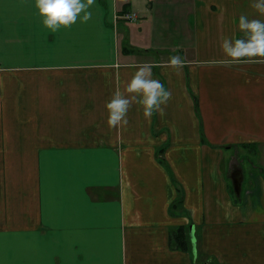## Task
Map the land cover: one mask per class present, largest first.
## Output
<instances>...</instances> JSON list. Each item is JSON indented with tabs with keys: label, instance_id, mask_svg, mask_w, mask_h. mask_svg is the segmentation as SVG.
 Masks as SVG:
<instances>
[{
	"label": "crops",
	"instance_id": "crops-1",
	"mask_svg": "<svg viewBox=\"0 0 264 264\" xmlns=\"http://www.w3.org/2000/svg\"><path fill=\"white\" fill-rule=\"evenodd\" d=\"M34 4L0 0V264H264V56L221 47L252 0H93L55 32ZM145 62L163 112L109 126Z\"/></svg>",
	"mask_w": 264,
	"mask_h": 264
},
{
	"label": "clouds",
	"instance_id": "clouds-1",
	"mask_svg": "<svg viewBox=\"0 0 264 264\" xmlns=\"http://www.w3.org/2000/svg\"><path fill=\"white\" fill-rule=\"evenodd\" d=\"M252 3L258 12L264 14V0H252ZM92 4L93 0H35L34 6L43 26L55 32L61 27L71 26L77 20L88 21L93 14ZM237 23L243 35H225L221 47L226 56L234 60L264 56V19L249 18L246 14H241ZM167 63L178 70L185 61L176 54ZM125 91L134 95H126ZM137 96L145 118L151 117L156 110L162 113V105L171 97V92L164 84L152 76V68L148 62L136 68L124 91L115 92L106 101L107 124L116 126L126 123L128 109Z\"/></svg>",
	"mask_w": 264,
	"mask_h": 264
},
{
	"label": "water",
	"instance_id": "water-1",
	"mask_svg": "<svg viewBox=\"0 0 264 264\" xmlns=\"http://www.w3.org/2000/svg\"><path fill=\"white\" fill-rule=\"evenodd\" d=\"M231 179H232V184H233L232 185L233 186V190L238 195L239 194V190H240L241 170L238 169V168L235 169L232 172ZM188 236H189L190 242L194 245L195 244V235H194L193 226L189 227Z\"/></svg>",
	"mask_w": 264,
	"mask_h": 264
},
{
	"label": "trees",
	"instance_id": "trees-1",
	"mask_svg": "<svg viewBox=\"0 0 264 264\" xmlns=\"http://www.w3.org/2000/svg\"><path fill=\"white\" fill-rule=\"evenodd\" d=\"M180 231H181V233H180L179 236L177 237L176 242H177L178 244H180L181 247H182L183 249H185V243H186V241H185V237H186V234L184 233L183 230H180ZM188 238H189V237H188Z\"/></svg>",
	"mask_w": 264,
	"mask_h": 264
},
{
	"label": "built area",
	"instance_id": "built-area-1",
	"mask_svg": "<svg viewBox=\"0 0 264 264\" xmlns=\"http://www.w3.org/2000/svg\"><path fill=\"white\" fill-rule=\"evenodd\" d=\"M126 17L129 18V19H132V17H134V15L133 14H128V15H126Z\"/></svg>",
	"mask_w": 264,
	"mask_h": 264
},
{
	"label": "rangeland",
	"instance_id": "rangeland-1",
	"mask_svg": "<svg viewBox=\"0 0 264 264\" xmlns=\"http://www.w3.org/2000/svg\"><path fill=\"white\" fill-rule=\"evenodd\" d=\"M246 164V163H245Z\"/></svg>",
	"mask_w": 264,
	"mask_h": 264
}]
</instances>
